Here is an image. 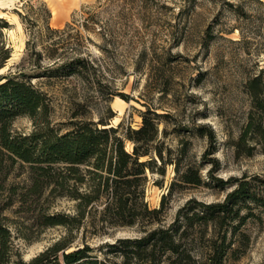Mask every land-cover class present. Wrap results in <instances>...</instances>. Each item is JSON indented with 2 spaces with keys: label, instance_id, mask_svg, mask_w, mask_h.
<instances>
[{
  "label": "rangeland",
  "instance_id": "374dc122",
  "mask_svg": "<svg viewBox=\"0 0 264 264\" xmlns=\"http://www.w3.org/2000/svg\"><path fill=\"white\" fill-rule=\"evenodd\" d=\"M0 18L7 23H0V80L30 75L49 95L52 126L89 119L123 134L139 128L148 109L163 115L145 184L149 207H165L163 225L190 199L225 200L234 178L264 177V121L247 85L264 80V0H0ZM78 59L80 75L55 70ZM42 123L41 115L22 114L13 129L30 133ZM188 169L200 184L184 181ZM88 179L70 187L84 192ZM36 180L29 163L0 145V218L13 235L7 264L58 241L67 251L88 244L102 255L101 245L143 234L141 224H111L104 197L84 206L54 181L36 187ZM254 212L230 232L236 252L224 264H264V208ZM56 214L71 223L48 225ZM208 245L196 243L200 259Z\"/></svg>",
  "mask_w": 264,
  "mask_h": 264
},
{
  "label": "trees",
  "instance_id": "16d2710c",
  "mask_svg": "<svg viewBox=\"0 0 264 264\" xmlns=\"http://www.w3.org/2000/svg\"><path fill=\"white\" fill-rule=\"evenodd\" d=\"M47 12L51 16L48 8ZM84 65L78 59L55 70L80 75ZM247 85L253 106L264 121V80L258 75ZM49 108L47 91L34 83L30 75L15 74L1 79L0 145L34 168L38 175L36 187L43 179L54 181L84 206L104 197L105 218L111 224H141L143 234L101 245L98 250L102 255L88 244L67 251L68 245L58 241L20 264H224L228 253L236 252L230 232L235 234L248 217L255 215L256 207L264 208V177H237L225 200L206 203L190 199L173 222L163 225L164 205L151 208L145 201L147 170H154L153 144L163 115L148 109L142 113L139 128L128 127L121 134L117 127L89 119L74 121L64 130L56 128L50 124ZM22 114L32 118L41 115L42 127L30 133L15 131L13 122ZM250 127L256 129L259 124L255 121ZM126 139L133 143L132 151L127 149ZM158 152L163 159L162 152ZM87 175L90 179L86 191L70 187L71 180L84 183ZM181 176L184 181L201 183L200 176L191 169ZM71 220L67 215L56 214L47 215L45 222L68 226ZM12 237L11 229L0 218V264L9 262ZM201 240L209 241L204 259L194 251Z\"/></svg>",
  "mask_w": 264,
  "mask_h": 264
},
{
  "label": "bare ground",
  "instance_id": "6f19581e",
  "mask_svg": "<svg viewBox=\"0 0 264 264\" xmlns=\"http://www.w3.org/2000/svg\"><path fill=\"white\" fill-rule=\"evenodd\" d=\"M61 1L66 2L68 5H70L73 4L75 0H61Z\"/></svg>",
  "mask_w": 264,
  "mask_h": 264
}]
</instances>
